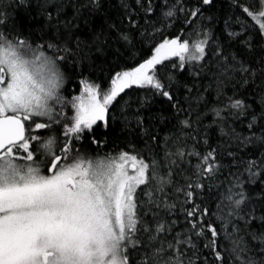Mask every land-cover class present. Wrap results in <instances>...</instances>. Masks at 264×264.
Wrapping results in <instances>:
<instances>
[{"label": "snow or ice", "instance_id": "snow-or-ice-1", "mask_svg": "<svg viewBox=\"0 0 264 264\" xmlns=\"http://www.w3.org/2000/svg\"><path fill=\"white\" fill-rule=\"evenodd\" d=\"M0 264H264V0H0Z\"/></svg>", "mask_w": 264, "mask_h": 264}, {"label": "trees", "instance_id": "trees-1", "mask_svg": "<svg viewBox=\"0 0 264 264\" xmlns=\"http://www.w3.org/2000/svg\"><path fill=\"white\" fill-rule=\"evenodd\" d=\"M72 87L75 89L74 94H79V87L78 86H75V85H73ZM112 147L113 146L111 144L108 145L106 151H111L112 150Z\"/></svg>", "mask_w": 264, "mask_h": 264}]
</instances>
